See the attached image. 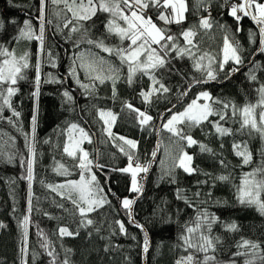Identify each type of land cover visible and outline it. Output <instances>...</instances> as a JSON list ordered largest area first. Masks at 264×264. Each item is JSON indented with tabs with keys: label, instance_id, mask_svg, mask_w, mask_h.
<instances>
[{
	"label": "snow or ice",
	"instance_id": "6c2138e0",
	"mask_svg": "<svg viewBox=\"0 0 264 264\" xmlns=\"http://www.w3.org/2000/svg\"><path fill=\"white\" fill-rule=\"evenodd\" d=\"M11 3V0H9ZM56 6L54 15L61 23H57L55 34L63 36L65 43H70L72 51L70 55L71 63L68 66L67 74L60 76L52 72H42L45 65L52 69L59 67V54L53 53L52 48H46V25H51L52 20L48 19V5ZM212 0H197L195 8L198 12L203 9L208 14L200 16L196 23L184 27L188 20L190 11L188 0H38L37 16L38 28L34 27L31 19H25L22 26L17 28L16 35L12 36L8 44L19 43L21 40L28 42L36 41L37 50L35 53V63L32 62L33 54L24 51L17 55L15 47H6L0 44V121H6L9 125L20 131L25 140V147L28 156H20L19 162L25 168L24 179L28 181L29 196L31 197V185L34 179V164L36 162V131L39 114V95L41 85L56 84L62 87L68 79H73L76 85L82 89L85 97L97 98V88L100 85L110 84L111 99H118V84L123 82L129 87L138 79L147 77L150 84L147 90H141L139 95L141 102L146 105L143 110L133 104L124 101L123 109L134 113V119L142 131L155 132L159 135L162 132L168 133L169 144L163 145L157 141L154 150L150 153L151 159L141 163L138 155L139 141L129 139L122 135H117L112 131L118 114L111 109L98 108L96 114L102 122L103 131L108 140L118 148L119 152L127 159L126 166L122 168H112L111 171L119 172L129 178L128 191L136 194L133 198L124 197L120 200V206L129 217L128 223L134 225L143 232V253L149 252L150 241L146 228L139 223L133 215V205L144 193V181L150 172L151 165L157 159V153L161 147L164 148L165 160H161L160 180L165 179L175 184L177 170L192 176L202 174L215 182H229L230 175H219L212 177L208 172H202L198 165H195V156L189 154L187 149L198 146L200 153H207L212 157L218 154L214 149L204 144L192 135V130L200 128L203 130L205 124L209 125L218 139L233 137L236 134L247 135L249 139L258 137L262 147L259 150L260 162L251 168V171L242 173L240 184L236 186V200L246 208H254L261 217H264V83H260L256 72L264 71V66L255 60L249 61L253 65L245 74L251 82H256L258 99L255 103L246 102L242 106L233 101L222 100L214 97L209 91L198 92L183 110H176L173 104L166 108L164 113L157 117L148 111L151 108L155 97L159 99L171 92V88L163 82L165 74H171L185 79V74L177 69L173 61L188 59L192 62V68L199 73V77L193 76L186 87L180 92V96H188L192 88L196 85H208L217 81L220 73H224V79H230L235 73L245 66L244 48L235 34L228 35V26L215 21L211 12ZM228 8V15L236 22V32H240V21L244 17H250L259 27L258 48L255 52L264 54V0H240L239 3H230L223 0L221 7ZM155 15V20L153 19ZM104 16L103 32L99 36L93 33L96 27V20ZM95 18V19H94ZM5 20L0 19V32H6ZM8 23L17 25L16 20ZM177 26L178 31L173 32L171 26ZM214 27L220 28L223 32V42L219 52L213 53L202 47L203 37L209 34ZM67 30L65 32L64 30ZM99 31V30H97ZM118 43H108L109 39ZM249 42L257 43L256 33L249 31ZM87 47L82 49L81 46ZM95 49V50H94ZM67 52V50H65ZM101 53H106L107 57ZM118 61L119 63H115ZM226 66H230L226 71ZM126 68V75H122ZM35 72V77L31 81L33 91L31 97L34 100L33 114L30 120V131L24 132L21 122V111L17 110L13 104V98L20 92L19 84L28 80V72ZM88 80L83 83L80 74ZM159 73V76L157 75ZM63 98V105H67L68 111H74L75 98L67 89L60 93ZM219 105V107H216ZM11 113L5 116V111ZM216 117V119H210ZM160 120L159 127L154 121ZM229 121L238 125L236 128L224 126ZM59 135L64 137L62 145L63 154L71 158L73 167L79 170V179H67L64 183L48 184L47 188L57 193L62 200L71 203L72 208L68 209L65 204L57 206L68 212L76 223V228L70 230L69 226H61L57 230L58 236L75 238L80 235V229L93 226L95 221L90 218L91 214L111 205L107 198V193L101 187L93 168L103 170L105 165L94 162L90 158V153L83 145L92 144V134L80 123L67 122L59 129ZM2 136V134H0ZM10 141L14 138L9 137ZM45 140L44 143H48ZM220 148H224V143H220ZM236 157L240 158V166H250L254 164L253 152L249 148L248 140L236 142L231 145ZM0 155H4L0 146ZM16 159L15 153L7 155V163H13ZM220 166L227 168L228 164L224 159H220ZM54 171L60 176L68 177L71 172L65 164L57 162ZM43 183V182H41ZM209 180L197 181L198 185H206ZM159 186V185H157ZM111 192V189H109ZM115 195V193H112ZM211 197V192L207 193ZM194 196L199 198L201 192L197 190ZM119 199V198H118ZM176 199L182 200L184 204L193 209L194 217L190 218L183 225V230L178 236L177 248H181L186 255H181L176 259L175 264H264V241L252 240L240 237L235 241L231 251L225 259H218L217 253L223 251L224 241L218 235L213 234L216 225H222L225 232L238 233L240 225L235 221L224 223L218 216L210 213L206 208H200L183 194L182 189L176 190ZM207 201H199L200 204ZM219 203V202H217ZM31 199H29L28 212L31 213ZM181 211L177 209V212ZM29 216L25 215L21 222L22 237L24 247L21 248L22 255L27 254L28 224ZM167 222V221H166ZM118 226V231L122 235H128L125 223L120 220L114 222ZM4 225L0 224V227ZM99 232V228L96 229ZM43 236V232L38 233ZM115 234V232H113ZM92 235L88 232V236ZM133 240L135 236L131 237ZM41 247L47 250V255L51 258L49 264H57L59 254L54 249L49 250L50 241L45 237ZM71 249H65L66 255L59 264H71L68 253ZM104 251H109L106 246ZM27 264V261H22Z\"/></svg>",
	"mask_w": 264,
	"mask_h": 264
},
{
	"label": "trees",
	"instance_id": "16d2710c",
	"mask_svg": "<svg viewBox=\"0 0 264 264\" xmlns=\"http://www.w3.org/2000/svg\"><path fill=\"white\" fill-rule=\"evenodd\" d=\"M190 11L187 14L188 20L184 27L196 23L200 16H206L208 13L203 9L196 11L197 0H188ZM230 2V1H229ZM240 0H237V3ZM231 3V2H230ZM223 0H212L209 11L212 18L219 24L228 26V35L235 34V39L240 42L244 48L245 66L249 64L254 56L255 49L258 48L259 27L254 24L249 17H244L240 21L241 31L236 32V22L229 16L228 8L221 7ZM38 0H0V19L5 20L6 32H0V44L6 47H15L17 55L24 51H30L33 54L32 62L35 63V53L37 42H28L21 40L19 43L8 44L12 36L16 35L17 28L22 26L25 19H31L34 27L38 28L37 16ZM52 5L49 3L48 11H51ZM56 7V6H55ZM52 13L47 15L52 20L51 25L46 26V48H52L54 55L59 54V67L52 69L44 66L43 73L52 72L54 74L65 76L71 63L70 53L75 51L70 43H65L63 36L55 34L57 23H61ZM16 20L17 25L8 23ZM95 19V18H94ZM155 20V15L153 14ZM104 16L96 20V27L93 33L97 36L103 32ZM173 32H177V26H171ZM99 30V31H97ZM256 33L257 43L249 42V31ZM67 32V30H64ZM224 32L214 27L209 34L203 37L202 47L213 53L219 52L223 42ZM108 43H118L109 39ZM82 45L81 48H86ZM67 50V52L65 51ZM95 50V49H94ZM256 53V52H255ZM107 57L106 53H101ZM113 59L112 57H107ZM255 61L264 66V54L256 56ZM115 63H119L115 61ZM175 67L185 74V79L171 74H165L163 82L171 88V92L160 96L159 99L153 98L154 102L149 113L157 117L164 113L166 108L175 104L176 110H183L200 91H209L214 97L222 100H230L237 105L242 106L246 102L255 103L258 99L256 88L259 84L251 82L246 78V73L253 65L244 66L235 73L230 79H224V73H220L217 81L210 82L208 85H196L185 101L179 104L181 98L180 92L184 90L187 82L191 81L193 76L199 77V73L192 68V62L188 59L173 61ZM230 66H226V71ZM122 75H126V68ZM159 76V73L157 74ZM256 75L260 83H264V71H257ZM35 77V72H28V80L19 84L20 92L13 98L14 107L21 111V122L24 132L30 131V120L33 114L34 100L31 97L33 85L31 81ZM80 78L83 83L89 81L84 78L81 72ZM150 81L147 77L137 80L135 84L129 87L126 83H119L118 99H111L110 84L100 85L97 88V98L85 97L73 79H68L62 87L56 84L41 85L39 95V114L36 131V142L34 148L36 151V162L34 164V179L31 185V197L29 196L28 181L24 179L25 168H22L19 162L21 155L28 156L25 147V140L20 131L9 125L6 121H0V146L4 155H0V264H49L50 257L47 250L41 247V243L46 237L50 241V248L59 254L58 262L65 258V249H71L68 257L71 264H143V232L134 225L128 223L129 217L125 210L120 206V200L124 197L133 198L134 193L128 191L129 178L119 172L111 171L112 168H122L126 166L127 159L119 152L113 142L108 140L103 131L102 122L99 121L96 109L92 107L95 104L98 108L111 109L118 114L117 121L113 127V132L117 135L125 136L129 139L139 141L138 155L141 163L151 159L150 153L154 150L158 140L163 145L169 144L168 133L162 132L157 135L155 132L149 133L142 131L134 119L135 114L123 109V102L127 101L135 107L143 110L146 105L141 102L139 92L147 90ZM67 88L75 98L74 111H68L67 105H63L61 92ZM179 104V105H178ZM216 107H219L217 105ZM5 116L11 115L7 110ZM216 119V117H210ZM160 120H155L156 127ZM67 122H76L84 126L92 134L93 143H84V148L89 151L90 158L94 162L105 165L103 170L93 168L100 181L101 187L107 193V198L111 205H105L98 211L91 214L95 223L88 228L80 229V235L75 238L64 237L61 239L57 230L61 226H69L70 230L76 228L73 217L64 209L58 207L60 203L65 204L68 209L72 208L70 202L62 200L57 193L47 188L48 184L64 183L67 179H79V170L74 168L71 158L63 154L62 145L64 137L59 135V129H62ZM224 126L236 128L238 125L229 121ZM214 130L207 124L203 130L196 128L192 130V135L198 141L207 144L217 152L216 157L207 153H200L198 146L187 149L189 154L195 156V165H198L202 172H208L214 178L219 175H230L229 182H215L202 174L192 176L184 174L177 170V183L172 184L167 179L161 181V160L167 161L164 156V148L161 147L157 161L146 181V188L143 197L136 202L133 209L135 219L144 225L148 232L151 242V248L147 254V264H175L176 259L181 255H186L181 248H177L179 243L178 236L183 230V225L190 218L194 217L193 209L188 208L182 200L176 199V190L182 189L183 194L197 203L200 208H206L210 213L215 214L224 223L235 221L240 225L238 233L225 232L222 225H216L213 228V234L218 235L224 241L223 251L218 252V259H225L231 251L235 241L241 236L252 240L264 241V217H261L254 208L241 206L236 200V186L240 184L242 173L251 171V168L260 162L259 150L262 147L258 137L249 139L247 135L236 134L233 137H224L218 139L212 134ZM9 137L14 138L13 141ZM48 140V143H44ZM248 140L249 148L253 152L254 164L250 166H240V158L236 157L232 151L233 141L240 142ZM224 143V148H220V143ZM15 153L16 159L13 163H7V155ZM224 159L228 164L227 168L220 166L219 160ZM57 162L65 164L69 168L71 175L68 177L60 176L54 171ZM209 180L206 185H198L197 181ZM43 182V183H41ZM159 185V186H157ZM111 189V192H109ZM199 190L201 196H194ZM211 192V197L207 193ZM115 193V195H112ZM119 198V199H118ZM29 199H31V213L28 212ZM199 201H207L200 204ZM219 202V203H217ZM177 209L181 211L177 212ZM25 215L29 216L27 254L22 255L21 248L24 247L22 237L21 222ZM116 220L123 221L128 235H122L118 231V226L114 223ZM167 221V222H166ZM99 228V232L96 229ZM43 232V236L38 233ZM88 232L92 235L89 237ZM115 232V234H113ZM135 236L133 240L131 237ZM108 246L109 251L104 248Z\"/></svg>",
	"mask_w": 264,
	"mask_h": 264
},
{
	"label": "water",
	"instance_id": "95a60500",
	"mask_svg": "<svg viewBox=\"0 0 264 264\" xmlns=\"http://www.w3.org/2000/svg\"><path fill=\"white\" fill-rule=\"evenodd\" d=\"M250 18V17H249ZM250 20H251V18H250ZM252 21V20H251ZM254 24H256L254 21H252ZM257 25V24H256ZM260 53H258V52H256L255 54H254V56H253V58H252V60H255V58H256V56L257 55H259ZM249 65H252V64H248V65H246V66H249ZM245 66V67H246ZM243 69H244V67H243ZM187 98V96H185L184 98H183V100L182 101H180L179 102V104H181V103H183L184 101H185V99ZM178 104V105H179ZM177 107V106H176ZM159 124H160V121H159ZM159 127V126H158ZM159 153V152H158ZM158 153H157V158H158ZM156 161H157V159L155 160V162H153L152 163V165H151V169H150V172L147 174V179H148V177H149V175H150V173H151V171H152V169H153V167H154V165H155V163H156ZM147 179L144 181V193H145V188H146V181H147ZM144 193H143V195H144ZM143 197V196H142ZM141 197V198H142ZM141 198H139V199H137V201H139ZM136 201V202H137ZM136 204V203H135ZM134 204V205H135ZM134 205H133V209H134ZM149 241H150V239H149ZM150 248H151V242H150V247H149V250H150ZM148 254V253H147ZM147 254H145V253H143V264H147Z\"/></svg>",
	"mask_w": 264,
	"mask_h": 264
},
{
	"label": "rangeland",
	"instance_id": "374dc122",
	"mask_svg": "<svg viewBox=\"0 0 264 264\" xmlns=\"http://www.w3.org/2000/svg\"><path fill=\"white\" fill-rule=\"evenodd\" d=\"M55 8H56L55 6H52L51 11H50V12H47V15H48L49 13H52V12L54 11ZM46 26H47V25H46ZM112 131H113V128H112ZM83 147H84V145H83Z\"/></svg>",
	"mask_w": 264,
	"mask_h": 264
},
{
	"label": "built area",
	"instance_id": "2783aa9c",
	"mask_svg": "<svg viewBox=\"0 0 264 264\" xmlns=\"http://www.w3.org/2000/svg\"><path fill=\"white\" fill-rule=\"evenodd\" d=\"M231 3H237V0H229ZM239 3V2H238Z\"/></svg>",
	"mask_w": 264,
	"mask_h": 264
}]
</instances>
